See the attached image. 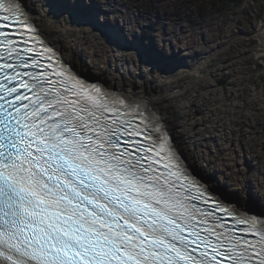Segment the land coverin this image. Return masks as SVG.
Wrapping results in <instances>:
<instances>
[{"label":"snow or ice","instance_id":"snow-or-ice-1","mask_svg":"<svg viewBox=\"0 0 264 264\" xmlns=\"http://www.w3.org/2000/svg\"><path fill=\"white\" fill-rule=\"evenodd\" d=\"M32 11L0 0V264H264L252 194L216 187L155 103L86 78Z\"/></svg>","mask_w":264,"mask_h":264},{"label":"rangeland","instance_id":"rangeland-1","mask_svg":"<svg viewBox=\"0 0 264 264\" xmlns=\"http://www.w3.org/2000/svg\"><path fill=\"white\" fill-rule=\"evenodd\" d=\"M52 2L67 13L60 14L65 24L79 18L71 34L82 37L83 49L98 62L114 56L135 69L151 59L159 77L178 63L209 59L207 75H185L175 84L177 102L187 106L184 126L213 175L264 204V0H242L204 17L192 0H88L94 13L134 38L141 51L87 23L81 0Z\"/></svg>","mask_w":264,"mask_h":264},{"label":"bare ground","instance_id":"bare-ground-1","mask_svg":"<svg viewBox=\"0 0 264 264\" xmlns=\"http://www.w3.org/2000/svg\"><path fill=\"white\" fill-rule=\"evenodd\" d=\"M28 3L34 8V11L31 12L33 18L40 22V26L45 31L52 34L51 39L55 42V47L61 50V54L66 60L74 61L76 66L83 70L86 78L94 80L99 77V82L106 87L150 99L160 108L166 118H171L172 126L177 129V133L184 134L182 139L187 141L188 155L195 166L205 170L208 179L222 191L225 189L237 191L213 175L208 170L205 161L203 162L197 154L193 143H191V136L184 126L187 106L185 103L177 102L178 95L174 92L175 84L180 77L185 75L203 77L207 75L210 69L209 59L201 60L192 65L188 62L178 63L172 68H168L159 77L157 76L158 68L149 63L134 69V67L127 66L125 62L117 63L118 59L114 56L112 59L107 56L108 58L98 62L92 54L86 53L83 49L82 37L79 35L74 37L71 34L73 28L78 26L79 18L74 16V24H65L60 20V14L65 17L67 13L63 9L60 10L62 13H59V9L52 0H28ZM53 13L55 14L52 15ZM259 32L264 34V19L261 21ZM117 69L120 70L117 71ZM165 111L170 115V118ZM253 207L257 211L264 210V204L261 205L255 200Z\"/></svg>","mask_w":264,"mask_h":264},{"label":"trees","instance_id":"trees-1","mask_svg":"<svg viewBox=\"0 0 264 264\" xmlns=\"http://www.w3.org/2000/svg\"><path fill=\"white\" fill-rule=\"evenodd\" d=\"M197 7L199 16H206L214 10H223L229 4H240L242 0H192Z\"/></svg>","mask_w":264,"mask_h":264}]
</instances>
